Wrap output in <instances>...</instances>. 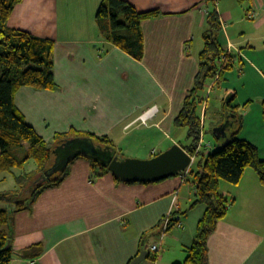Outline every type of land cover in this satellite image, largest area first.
Returning <instances> with one entry per match:
<instances>
[{
	"label": "crops",
	"instance_id": "1",
	"mask_svg": "<svg viewBox=\"0 0 264 264\" xmlns=\"http://www.w3.org/2000/svg\"><path fill=\"white\" fill-rule=\"evenodd\" d=\"M101 1L22 0L14 7L8 28L53 41L56 83L53 91L21 87L15 106L47 144L76 131L109 137L120 153L122 139L140 125L150 133L176 135L174 120L198 72L202 46L195 40L207 29L208 2L125 0L140 12L160 13L141 22L144 52L137 61L101 36L93 21ZM236 2L218 8L224 23L218 39L240 63L241 90L227 89L231 107L238 109L264 101V0ZM258 115L264 139L261 104ZM240 129L237 137L254 145L264 161L259 150L264 142L259 146L255 136L240 137ZM174 144L185 147L171 142L165 149ZM158 153L150 149V158ZM189 173L185 182L175 176L151 184L119 183L109 173L92 179L90 161L75 159L59 184L42 188L30 210L14 215L10 264H129L142 250L148 255L140 264L182 263L206 209L196 203ZM220 189L231 204L207 240L208 264H264V187L256 173L247 168L237 185L221 182ZM169 215L182 226L162 235ZM35 245L40 249L24 254ZM153 245L156 260L149 256Z\"/></svg>",
	"mask_w": 264,
	"mask_h": 264
},
{
	"label": "trees",
	"instance_id": "2",
	"mask_svg": "<svg viewBox=\"0 0 264 264\" xmlns=\"http://www.w3.org/2000/svg\"><path fill=\"white\" fill-rule=\"evenodd\" d=\"M21 1L0 0V176L11 175L15 182V189L0 191V264H10L13 259L11 244L8 247L7 245L11 240L10 230L14 215L30 210L38 192L42 188L59 184L69 164L81 158L70 160L64 170L55 173L47 182L38 184L36 181L39 176L54 164L57 156L55 152L59 147L70 141L71 143L85 141L99 149L118 153L109 137L76 131L56 135L52 141L53 146L49 147V144L26 123L24 116L15 106L14 96L21 87L48 91L56 89L53 41L7 27L8 18ZM206 1L212 8L208 7L206 15L207 29L202 38L203 49L198 55V72L193 88L185 97L182 109L174 120L175 127L187 129V137L191 143L183 149L192 154L196 150L201 133L200 106L203 101L204 85L214 78L219 67L220 76L230 71L231 60L235 58L229 55L226 61L219 63L224 55L218 39L222 27L214 0ZM159 15L157 10L140 12L125 0H102L95 15V22L106 41L134 60L140 61L144 52L141 22ZM260 104L264 121V101ZM224 109L235 114L233 119L238 127L222 146L218 147L219 142L215 140L208 154L205 155L203 152L197 154L201 156L200 161L196 170L189 174L196 190V203L204 204L206 209L198 222L195 239L186 250L184 261L177 264H208L207 240L214 232L216 223L225 217L231 204V201L221 193V182L237 185L245 170L251 168L264 187V161L259 158L254 145L237 137L241 128V117L236 116V107H231L229 103L224 105ZM30 162L34 165L32 170L24 171ZM96 166L105 171H98ZM16 170L20 171L19 175H16ZM101 173L109 171L90 161L91 178L99 177ZM114 180L120 183L118 179ZM1 205L12 209L8 210ZM37 248L40 249L38 245L29 247L24 254ZM149 256L156 260L157 252H149Z\"/></svg>",
	"mask_w": 264,
	"mask_h": 264
},
{
	"label": "rangeland",
	"instance_id": "3",
	"mask_svg": "<svg viewBox=\"0 0 264 264\" xmlns=\"http://www.w3.org/2000/svg\"><path fill=\"white\" fill-rule=\"evenodd\" d=\"M220 2H222V4L219 5L218 7V3ZM236 3H237L236 0H215L214 1V5L218 13H219L218 8L221 10H225L228 6L232 4L235 5ZM75 5H76L75 8L79 7L78 3H75ZM208 7L212 8L210 4H208ZM60 12L62 13V11ZM96 12L97 10L94 12L93 21H95ZM245 22L248 25L250 23V21H245ZM222 31L223 30H221L220 33H222ZM220 33L218 35V38L219 36H221ZM198 42L202 46L201 48L203 49V39L201 40L200 38H197V40H195V43L197 44ZM225 50L226 49H224L223 51L225 52ZM230 53H231V50H230ZM228 56L229 55H227L226 60ZM231 62H232V69L230 71L224 72L222 76H220L219 74L218 77H216L215 75L212 80L207 81L204 85L205 88L202 92L203 101L200 106V113L202 114L201 118L203 121V124H202L203 125V130H202L203 144L210 143L213 145V142H215L213 129L216 128L218 125H220L223 121L225 120L227 121V119L230 123V126L227 129L228 132L230 133V132H234L235 130H237L238 126L236 123H234V119H233L235 114L228 113L224 109L225 99L228 97V95H230L229 93H227V89L229 87H234V88H238V90H241V85H239V81H238L241 78V68H240L239 61H237V56H235L234 61L231 60ZM210 86H211V89L208 91V87ZM260 103L261 101L259 100L252 101V103H248L247 107L240 106V108L238 107V109L235 110L236 116L241 117V119L243 120V127L242 129H240L241 131L239 133V136L240 137H245L247 135L255 136L256 138H258L259 146L262 142H264V139L262 137L263 130L262 128H260L259 122H258V117H259L258 113H259ZM244 114H248V116L243 118ZM168 136L169 137H167V134L161 136L157 132L150 133L143 126L140 125L138 129L133 130V132H130L128 136L122 139L121 146L118 145L119 149L121 150L120 155L125 159L146 160L150 158L151 156L150 149L152 148L156 150L157 152L161 153L167 150L165 148L166 146L170 145L171 142H175V143L180 142V144H182L183 146H188L191 143L190 139H188L187 137L186 128H180L176 135L168 134ZM114 145L117 148V145L115 143ZM48 146L49 147L53 146V143L50 142ZM259 150L261 152H264V143L261 145ZM199 161H200V156H197L195 162L192 161L190 167L188 168V171L194 172L196 170V165ZM33 166L34 165L30 162L28 163V165L25 166L23 170L26 172H29L30 170H32ZM96 169L98 171H105L104 169L98 166H96ZM15 173L16 175H19L20 171L16 170ZM12 189H15V182L12 176L6 175V174L3 176H0V191L12 190ZM1 206L6 207L8 210L12 209L6 205H1ZM13 255H15V253Z\"/></svg>",
	"mask_w": 264,
	"mask_h": 264
},
{
	"label": "water",
	"instance_id": "4",
	"mask_svg": "<svg viewBox=\"0 0 264 264\" xmlns=\"http://www.w3.org/2000/svg\"><path fill=\"white\" fill-rule=\"evenodd\" d=\"M232 98V95H228L225 104L231 103ZM229 126L230 123L227 119L213 129L214 137L219 142L218 147L222 146L224 141L233 135V132L229 133L227 130ZM55 153L57 156L54 164L39 176L36 181L38 184L47 182L55 173L64 170L70 160L78 157L93 161L106 168L121 183H156L177 176L180 172L187 170L192 163L189 153L177 144L146 160L125 159L115 151L108 152L85 141L77 143L70 141V143L59 147ZM9 245L10 242L8 241L7 247ZM147 255L148 252L142 250L129 264H140Z\"/></svg>",
	"mask_w": 264,
	"mask_h": 264
},
{
	"label": "built area",
	"instance_id": "5",
	"mask_svg": "<svg viewBox=\"0 0 264 264\" xmlns=\"http://www.w3.org/2000/svg\"><path fill=\"white\" fill-rule=\"evenodd\" d=\"M215 1V0H214ZM253 14H250L249 17H252ZM221 23V22H220ZM221 27H224V24L221 23ZM227 55H230V47L227 48L224 52V55L220 58V63L226 61V57ZM221 63V64H222ZM220 67L218 69V71L216 72V77H218V75L220 74ZM211 89V86L208 87V91ZM202 117V115H201ZM200 123H201V133H200V137H199V140L197 142V145H196V150L195 152L192 154L190 152L189 153V156L191 157V160L193 161L195 159V157L197 156L198 153L200 152H203L205 155L208 154V152L213 148V145L210 144V143H206V144H203V121H202V118H200ZM187 175H188V169L185 170V171H182L180 172L177 176L179 177L180 181L181 182H185L186 181V178H187ZM174 218L169 215L168 217H166V219L163 220L162 222V235L165 234V232L170 228V227H176V228H180L182 225H181V222L179 221V219ZM173 220V221H171ZM158 250V247L153 245L150 247L149 249V252H157ZM28 264H35L34 261H29Z\"/></svg>",
	"mask_w": 264,
	"mask_h": 264
}]
</instances>
